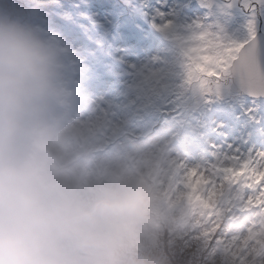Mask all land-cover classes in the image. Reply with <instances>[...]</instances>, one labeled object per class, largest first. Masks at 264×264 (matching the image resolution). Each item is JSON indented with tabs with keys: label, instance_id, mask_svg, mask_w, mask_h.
I'll return each mask as SVG.
<instances>
[{
	"label": "snow or ice",
	"instance_id": "6c2138e0",
	"mask_svg": "<svg viewBox=\"0 0 264 264\" xmlns=\"http://www.w3.org/2000/svg\"><path fill=\"white\" fill-rule=\"evenodd\" d=\"M154 26L183 77L130 65L87 97L84 147H142L190 264H264V0H163Z\"/></svg>",
	"mask_w": 264,
	"mask_h": 264
},
{
	"label": "clouds",
	"instance_id": "9594fccd",
	"mask_svg": "<svg viewBox=\"0 0 264 264\" xmlns=\"http://www.w3.org/2000/svg\"><path fill=\"white\" fill-rule=\"evenodd\" d=\"M0 0V264H190L140 145L89 152L80 50Z\"/></svg>",
	"mask_w": 264,
	"mask_h": 264
},
{
	"label": "rangeland",
	"instance_id": "374dc122",
	"mask_svg": "<svg viewBox=\"0 0 264 264\" xmlns=\"http://www.w3.org/2000/svg\"><path fill=\"white\" fill-rule=\"evenodd\" d=\"M110 1L123 4L118 11H113V7L110 8L109 15H106L99 9L97 11H91V9L78 8L80 4L88 7L89 2L86 0H49V3L44 8V12L62 13V15H59L60 13L52 14L50 19L52 23L50 24L63 37L64 35L59 31L61 23L69 24L72 27L71 18L73 17L83 19L85 24H88L89 21L91 22V25L81 29V36L91 42L97 43L91 47V50L94 53L96 52L94 56L90 57L89 54L81 53L84 49L81 48V43L88 44L87 42L78 39L74 43L66 38L80 50L81 60L84 65L86 87L90 95L110 96L117 94L123 89L125 81L130 75V68H126V66L131 65V62H127L124 58V53L127 48H134L137 51V58L133 65L137 67L149 65L154 69H160L166 74V78L171 83H179L183 77L180 54L174 49L173 42L154 26L155 10L161 6L163 0ZM93 2L96 1L93 0ZM20 3L24 6H30V0H20ZM148 15L151 22L148 19ZM92 17L94 18L92 19ZM97 22L100 25H96ZM128 22L129 24L127 25ZM76 25L78 27L80 26L78 22H76ZM124 29L127 30L126 34L123 33ZM142 33L148 36V40L152 43L154 54L153 52L149 53L147 47L143 49V53H139L138 48L142 49L143 47L142 42H140ZM108 34H111L113 39H110L107 36ZM137 34L139 35L138 38L136 37ZM131 36L136 38V42L138 41L137 44L135 40H130ZM115 48L118 50V53ZM151 54L153 55L151 56ZM110 57L112 59H109ZM149 57L150 59L148 61L143 62L144 59H148ZM102 58H106L104 61L110 65L109 68L99 69L94 65L96 59L99 64L103 65V62H101ZM118 59L119 61L116 62ZM94 78H96V87L91 86ZM97 78L99 79L97 80ZM118 85L121 89L118 88Z\"/></svg>",
	"mask_w": 264,
	"mask_h": 264
},
{
	"label": "trees",
	"instance_id": "16d2710c",
	"mask_svg": "<svg viewBox=\"0 0 264 264\" xmlns=\"http://www.w3.org/2000/svg\"><path fill=\"white\" fill-rule=\"evenodd\" d=\"M19 2V3H18ZM18 4L19 5H22L21 3H20V1L18 0ZM93 5V4H92ZM90 6V5H89ZM89 6L87 7V6H83L82 4H80L79 6H78V8H86V9H88L89 10ZM51 23V22H50ZM61 29H62V32H64V33H66L67 35H74V36H76V29L74 28V27H71V26H63V25H60L59 26ZM77 35H79V34H77ZM80 36V35H79Z\"/></svg>",
	"mask_w": 264,
	"mask_h": 264
},
{
	"label": "bare ground",
	"instance_id": "6f19581e",
	"mask_svg": "<svg viewBox=\"0 0 264 264\" xmlns=\"http://www.w3.org/2000/svg\"><path fill=\"white\" fill-rule=\"evenodd\" d=\"M102 4V3H101Z\"/></svg>",
	"mask_w": 264,
	"mask_h": 264
}]
</instances>
